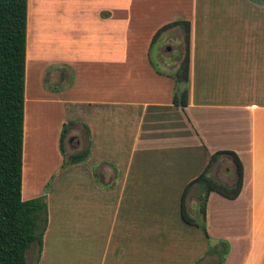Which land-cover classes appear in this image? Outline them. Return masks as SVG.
I'll use <instances>...</instances> for the list:
<instances>
[{
	"label": "crops",
	"instance_id": "obj_1",
	"mask_svg": "<svg viewBox=\"0 0 264 264\" xmlns=\"http://www.w3.org/2000/svg\"><path fill=\"white\" fill-rule=\"evenodd\" d=\"M43 1L29 0V12L27 5L28 53L34 43L38 44V37L47 41L50 31L49 47L53 52L68 43L65 48L71 51L64 60L58 61L75 69V86L63 99L53 97L62 114L70 120L65 138L70 148L68 153H78L90 143L86 159L89 165L84 162L70 165L63 174H84L87 179L98 177L104 187L98 193L105 203L114 194L122 198V203L126 191L130 198L125 202L127 207L138 204L136 198L143 187L149 191L144 193L155 197L151 203L168 207L164 198L168 196V189L177 185L175 188L182 190L175 202V210L180 215L185 186L203 171L214 153L233 152L243 169L240 194L229 200L212 192L206 204L205 221L209 224L215 220L216 229L222 230L218 235L230 238L226 231L234 220L233 213L243 212L247 239L241 264H264V3L255 0H55L56 6L51 7H54L52 28H49L39 14ZM65 10L73 11L77 18L66 21ZM46 14L42 12L45 17ZM178 19L190 23L189 88L185 107L172 102L173 79L154 72L148 60L153 34ZM179 57L180 51L173 59L172 55L167 57L171 60L167 63L170 71L176 69ZM83 75L94 80L89 82L85 79L89 77ZM226 160L224 171L228 175L219 179L231 185L233 167ZM192 193L196 192H190L187 199L189 211L195 215L197 195ZM213 202L219 203L218 206L214 208ZM119 206L117 203L116 207ZM164 214L161 218H152L149 226L160 228L168 219L166 215L171 214L170 208ZM138 228L136 223L132 233V241L134 235L137 238L136 248ZM180 228L185 231L176 238L180 254L161 250L157 256L147 255L141 260L138 253H132L128 261L126 256V264H141V261L217 264L216 254H208V250L205 253L204 247H198L202 242L197 226L184 222ZM187 228H193L196 234L189 236ZM161 238V244L174 239Z\"/></svg>",
	"mask_w": 264,
	"mask_h": 264
},
{
	"label": "rangeland",
	"instance_id": "obj_2",
	"mask_svg": "<svg viewBox=\"0 0 264 264\" xmlns=\"http://www.w3.org/2000/svg\"><path fill=\"white\" fill-rule=\"evenodd\" d=\"M259 2L264 3V0H259ZM53 3L55 0L54 2L53 0H44L39 7L42 9L39 10L41 19L49 25V28H52L50 25L53 19L51 11L54 8H51ZM27 5L29 12V0ZM53 5L56 6V4ZM46 7L47 10H44ZM43 11L47 13L46 17L42 15ZM64 15L66 21L71 17L77 18L75 14L73 15V11L65 10ZM53 16L55 22L57 11L53 13ZM28 29L27 22V37ZM51 35L50 31L49 37L45 38L47 41L38 37V44L34 43L32 51L30 50L29 53L26 40L24 91V134H26V139L23 141L21 196L24 201L43 196L47 206V225L41 251H38L37 245L34 244L27 252L28 264H126V256L128 255V261L132 253L134 255L138 253L142 260L147 255L157 256L161 250L162 252H179V242L176 238L179 237V234H184L185 231L180 228L184 222L175 210L177 206L175 202L182 192L175 188L178 187L177 185L168 189V196L164 198L167 202L165 205L168 207L162 208L159 207L161 204L156 206L151 203L155 197L144 193L149 192L144 191V187L139 190V197L136 198L138 204L134 203L133 207H127L125 202L130 198L126 191L122 203V198H118L115 194L107 201L108 203H105L98 193L104 189L98 177L87 179L84 174L76 176L63 174V170L70 165L67 164L66 156L61 153L59 138L62 127L67 128L66 123H69L70 120H67L68 118L62 114L60 105L55 102V97L63 99L64 94H68V90L75 86L77 76L74 68L58 61V59L64 60L68 52L71 51L67 47L65 48L68 43L60 45L62 47L53 52L49 47ZM180 40V36L176 37L174 32H171V36L166 33L160 37L157 45L149 51L148 56L149 66L154 72H167L165 67H168L167 63L171 62L167 57L172 55L173 59V56L177 55V48L181 46ZM175 45L178 46L173 49ZM159 48H162L160 52ZM59 77L61 78L59 79ZM83 77L89 76L83 75ZM85 79L89 82L94 80L91 77ZM53 86L60 88L55 91ZM186 88H189V81L186 83ZM63 145L68 155L70 148H68L66 140ZM83 164L89 165L87 161ZM226 166L227 160L222 159L221 164L212 171V176L218 178L227 176L224 171ZM191 192H196L192 193L195 196L200 192V189L195 187ZM224 202L229 206H236L230 205L228 201ZM117 203L118 206L121 203L119 207H116ZM108 204L110 208L106 209ZM218 204L213 202L212 206L215 208ZM169 208L171 214L166 215L168 219L161 223L160 228L155 229L153 226H149L152 218L156 216L161 218L165 210L168 213ZM233 215L234 220L226 231V234L229 231L230 238L227 236L223 238L218 235L222 230H217L216 224H213L217 223L215 220H210L208 224L206 221L202 222L199 215L193 214L198 227V236L202 242L198 247H204L205 253L208 250V254H216L219 259L217 264L242 263V250L247 239L246 216L243 215V212L233 213ZM136 223L139 227V246L137 248L135 235L132 241ZM201 226L208 232L209 238L206 237ZM150 227L151 229H149ZM185 230L189 236L196 234L193 228ZM152 232H159V234L154 236ZM161 237H174V239H171L167 244H161L163 242ZM192 240L195 243L194 237ZM194 248L196 251L197 246ZM201 248L198 249V252ZM195 253L198 255L197 252ZM146 263L141 261V264Z\"/></svg>",
	"mask_w": 264,
	"mask_h": 264
},
{
	"label": "trees",
	"instance_id": "obj_3",
	"mask_svg": "<svg viewBox=\"0 0 264 264\" xmlns=\"http://www.w3.org/2000/svg\"><path fill=\"white\" fill-rule=\"evenodd\" d=\"M171 32L181 38V46L177 48L178 45H175L173 48H177V53L180 51L176 69L170 71V67H165L167 72L157 73L173 79L175 88L172 102L185 107L188 100L186 83L189 78L190 23L176 20L161 26L151 38L150 50L162 35L168 33L171 36ZM26 37L27 0H0V264H28L27 252L34 244L41 251L47 225L45 198L42 196L24 201L21 196ZM53 89L57 91L59 87L53 86ZM66 125L67 128L62 127L59 138L61 153L66 156L69 165L83 163L90 153V143L84 150L67 155L63 144L71 124ZM87 135L89 137L88 131ZM222 159H228L233 167L231 185L212 176V171ZM242 179V164L233 152L214 153L203 171L185 186L180 205L181 219L197 226L187 199L194 187L200 189L195 196L196 214L205 222L209 195L214 192L234 200L240 194ZM204 233L209 238L205 229Z\"/></svg>",
	"mask_w": 264,
	"mask_h": 264
}]
</instances>
